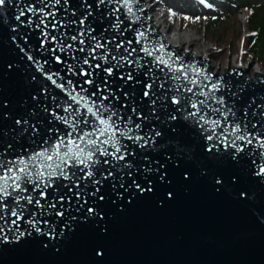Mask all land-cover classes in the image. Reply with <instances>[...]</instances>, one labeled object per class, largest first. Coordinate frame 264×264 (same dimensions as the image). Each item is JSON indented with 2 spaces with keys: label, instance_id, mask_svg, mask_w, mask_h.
I'll return each mask as SVG.
<instances>
[{
  "label": "water",
  "instance_id": "1",
  "mask_svg": "<svg viewBox=\"0 0 264 264\" xmlns=\"http://www.w3.org/2000/svg\"><path fill=\"white\" fill-rule=\"evenodd\" d=\"M83 3L84 0H69L70 10L66 13L61 0V5L55 6L57 19L64 21L65 24L70 20L79 21L80 16L87 11L82 6ZM87 3L93 5L91 9L93 15L86 21V26L96 29L93 35L103 36L104 42L115 36V43L123 40L124 47H129L126 42L132 40L131 48L136 49L132 59L135 60L139 56L144 58L141 60L142 64L147 61L146 67L140 70H136L135 65L128 64L114 70V76L109 79L113 91L120 99L114 100L112 97L110 99H113L114 106L119 108L125 117L132 115L130 109L135 104L138 112L149 114V119L140 121L133 115V120L142 123L144 131H148L149 126H154L162 135L156 137L155 147L144 149L130 141H122L135 153L127 157V161H131L133 165L131 176L127 174L129 170L125 169L122 180L109 178L115 180L116 189L123 193L122 198L116 195L107 182L101 188L105 199L97 201L94 196L86 195L93 190L90 181L80 180V187L77 188L71 181L57 180L59 191L56 194L65 196L63 207L70 211H66L64 217H57L54 214L41 216L39 209L33 204L28 206V212L25 213V219L30 212L35 211L36 219L49 221L48 225L43 223L39 225L43 232H48L49 227L55 225L56 238L51 239L50 236L45 237L33 231L31 237H25L18 244L0 245V264H264V177L254 174L259 171L262 150L254 141L253 145L245 147L244 152L237 156V160H240V157L244 159L235 166L227 159L214 158L212 153L206 151L207 144L212 141L205 139L203 130L198 125L191 120L183 119L182 111L176 115L184 127L178 128L175 133L171 132V125L177 122L165 121L163 112L178 106L166 103L165 109L160 110V101H157V112L155 115L150 114L148 98L142 97L143 81L148 79L143 73L151 69L161 80L164 73L152 64L153 57H146L140 49L141 46H145L153 50L156 42L163 43L164 50L155 51L154 56L168 59V54L173 53V61L176 56L181 57V60L176 62V67L181 64L187 67L191 64L206 70L212 75L213 81L223 78V82L230 85V90L222 88L215 95L223 96L226 104L235 112L234 117L229 115V121H238L242 127L247 122L250 132L260 131L261 126H264V121L260 119V113L264 112V74L257 71L251 73L248 67L241 66L226 68L224 71H212L209 59H201L196 53L193 56L190 52L184 53L181 46H175L166 39L159 26L153 23L151 9L147 6L146 0H140V4L136 6H143L144 10L137 12L141 19L132 23L130 28L121 7L117 15L124 21L120 27L122 36L111 27L114 17L107 15L109 7L115 5H101L97 9L94 0H87ZM29 4L40 6L38 0H12L11 4H6L0 9V133H3L0 134V152L5 151L4 145L7 142H12L13 148L7 150L4 157L8 159L20 155L26 157L29 152L38 151L44 140L51 144L60 134H66L68 131L66 126L52 115L53 111L58 115H64L57 104H63L67 100L66 94L38 71L36 65L27 59V55L31 54L41 63L47 61L44 64V72H59L65 82L72 79L77 83L83 79L69 76L67 69L55 61L50 51L55 46L54 43L50 42L41 48V34L34 23L29 28L19 25L15 20L14 17L20 9ZM51 10L53 9H46ZM72 10H75V16L71 15ZM21 19L26 20L27 17ZM13 26H17L18 30L13 32L11 30ZM47 30L59 39L63 32H67L68 35L77 34L80 25L79 23L68 25L59 31L52 30L49 25ZM137 30L144 31L146 36L140 44L136 43L137 39H140L136 35ZM13 36L16 37L15 42L11 39ZM64 43L73 42L65 40ZM87 44L86 40L85 52L75 53L81 60L87 55ZM75 47L78 48L80 45L76 43ZM107 47L115 51V44H108ZM21 48H24L25 52H21ZM101 51H98L97 55L101 54ZM120 51L123 53V48ZM56 55H61L62 59L69 63L72 62V53L65 55L57 52ZM109 60L111 61V56ZM91 62L101 63V69L97 70L100 75H103V67L111 66L102 61ZM130 71L142 82L137 84L133 80L124 84L119 76L126 77ZM188 78L197 79L198 84L202 79L196 77L194 73H189ZM59 82L58 80L57 83ZM171 84L169 81L165 88ZM121 85L124 86V91L129 92L127 100L119 90ZM192 87L193 92L201 90L199 87ZM161 91L158 90L157 94L159 95ZM203 91L207 92L209 89L204 88ZM167 95L172 96L174 93L170 91ZM183 96L188 98L192 93L184 91ZM195 98L205 99L201 95ZM124 104L128 107H123ZM209 104H212V101H209ZM188 110L194 111L191 108ZM254 112L256 115H253ZM155 116H160L161 119L156 120ZM209 116L217 118L210 109ZM16 119H26L29 122V131L22 137L10 131L16 129V132H19L23 126L15 125ZM89 119L91 120V117ZM252 124H257V128H252ZM32 125L39 129L35 136L31 135ZM49 129L52 131L49 132ZM141 134L143 135V132ZM261 135L264 136V132H261ZM178 144L179 151L176 148ZM215 151L214 149L213 152ZM233 151L229 148L226 152L221 146L219 156H226ZM108 159L111 160V157ZM98 167L109 166L101 164ZM148 167L153 169L152 173L145 172ZM157 168L166 173L163 182L158 178L159 173L155 171ZM70 171H75L78 176L84 175L78 169ZM185 174L188 176L187 179ZM233 174L240 176V181L235 184L226 182L220 191H216L215 178L221 176L227 181ZM146 178L152 181L151 193L139 194L134 187H130L133 180L145 184ZM121 183L124 184V188H120ZM168 192L173 194L171 198L167 197ZM241 192L244 193L243 196L240 195ZM76 193H80L79 201ZM128 193H131V196ZM49 194L51 197L54 190L49 189ZM41 203L47 201L42 200ZM88 206L96 208L102 213L103 218L80 223L84 215L83 209ZM77 208L81 210L77 212ZM60 209L61 204L58 202L57 210ZM71 216H76L77 221H72ZM25 228H28V225L21 223V230ZM62 228L63 237L59 235ZM44 244H47V247H44ZM57 248L59 251H56Z\"/></svg>",
  "mask_w": 264,
  "mask_h": 264
},
{
  "label": "snow or ice",
  "instance_id": "2",
  "mask_svg": "<svg viewBox=\"0 0 264 264\" xmlns=\"http://www.w3.org/2000/svg\"><path fill=\"white\" fill-rule=\"evenodd\" d=\"M94 2L97 9L101 5H115V7H109L107 15L114 17L111 27L121 36L123 32L120 31V27L124 21L117 15L120 13L121 7L124 9L123 15L125 19L129 21V28L132 23H136L141 19L137 12L144 10L143 6L136 7L140 4V0H94ZM203 2L204 0H201V3ZM11 3L12 0H0V9ZM38 3L39 7L35 4H29L25 8H21L19 13L15 15V20L19 25L29 28L34 23L41 34V48L50 42L54 43L55 46L50 51L53 53L55 61L67 69L69 76H78L83 79L77 83H74L72 79H68L65 82L64 77L59 72H44V64L47 61L41 63L39 60H35L31 54L27 55V59L36 65L37 70L44 74L56 88L66 94L67 100L63 104H57V107L62 109L64 115H58L55 111L52 112V115L54 119L64 124L68 131L66 134H60L56 141L51 144L44 140L43 146L38 151L29 152L26 157L20 155L12 159L4 158L7 150L13 148V143L7 142L4 145L5 151L0 152V221L3 222L0 223V245L18 244L25 237H31L33 231L45 237L50 236L51 239L56 238L55 225H51L48 232H43L39 225L41 223L48 225L49 221L36 219L37 212L35 211L30 212L28 218L25 219V213L28 212V206L33 204L39 209L41 216L54 214L57 217H64L65 212L70 211V209L63 207L65 196L56 194L59 191L56 185L57 180L71 181L77 188L80 187V180L90 181L93 190L86 193V195L94 196L97 201L105 199V196L101 193V188L107 182L116 195L122 198L123 193L116 189L115 180L109 179L110 177H115L122 180L125 169L129 170L127 173L129 176L132 174L133 165L131 161H127V157L133 156L135 153L131 152L128 144L122 143V141H130L132 144L144 149L150 146L155 147L156 137L162 135V132L157 131L154 126H149V130L144 131L142 123H136L133 120V115L140 121L149 119V114L138 112L135 104L130 109L132 115L127 117L113 104V99H120L113 91L109 79L114 76V70L123 68L125 64L129 66L135 65L136 70H140L147 65L146 60L145 63H141V60L144 59L143 57L137 56L135 60L132 59L133 53L136 52L135 48H131L132 40L126 42L129 47H124L125 42L123 40L120 43H115V36L104 42L105 38L103 36L97 37L93 35L96 29L86 26V21L93 15L91 11L93 5L88 4L87 0H84L82 5L87 11L80 16L79 21L70 20L67 24L57 19L55 6L61 5V0H38ZM63 6L64 11L66 13L69 12V0H63ZM207 6L209 8L212 7L211 4ZM48 8L53 10L46 11ZM71 15H76L75 10L71 11ZM171 15L176 16L177 13L171 12ZM22 17H27V19L22 20ZM184 19L190 20L192 18L185 16ZM77 23L80 25V30L77 34L68 35L67 32H63L59 39L47 30L49 25L52 30L59 31L60 28H66L68 25ZM11 30L15 32L18 28L13 26ZM136 35L140 38L137 39V44H140L142 39H146L144 31L137 30ZM11 39L13 42L16 41L15 36L11 37ZM24 39L27 41V37ZM65 40H70L73 43H64ZM86 40L88 41L87 55L81 60L75 53L85 52ZM76 43L80 47H75ZM108 44H115V51L109 49L107 47ZM121 48L124 50L123 53L120 51ZM164 48L165 45L163 43L156 42L153 50L145 46H141L140 49V51L145 53L146 57H153L152 64L159 68L160 72L164 73L163 80L153 74L151 69L143 73V76L148 79L143 81L142 97L148 98L150 114L155 115L157 112V101H160V110L165 109L166 103L178 106L173 107L170 111L163 112L165 121L177 122L171 125V132L175 133L178 128L182 129L184 127L176 115L177 112L182 111L184 114L183 119L191 120L198 125L203 130L205 139L212 141V143L207 144L206 151L212 153L214 158L227 159L233 166L238 165L244 159L240 157V160H237V156L244 152L245 147L253 145V142L256 141V146L262 151L260 152L261 164L258 166L259 171L254 174L264 177V136L261 135V132H264V126H261L260 131L250 132L247 122L244 123L243 127L238 121L233 120L230 122L229 115L234 117L236 115L235 112L232 107L226 104L223 96L217 97L215 95L222 88L230 90V85L224 83L223 78L213 81L212 75L207 73L206 70L191 64L187 67L183 64L176 67V62L180 61L181 57L176 56L173 61V53L168 54V59H164L163 56H154L155 51H163ZM20 50L25 52L24 48ZM100 50H102L101 54L97 55ZM57 52L65 55L72 53V62L69 63L62 59L61 55H56ZM109 56H111V61ZM91 61H102L104 64H110L111 66L103 67V75H100L97 70L101 69V63H92ZM160 65L164 67L160 68ZM165 69H167L166 73ZM189 73H194L196 77H202L199 84L197 79L188 78ZM119 79L124 81V84L133 80L137 84L142 82L136 79L131 71L126 77L120 75ZM58 80L60 81L59 83H57ZM169 81L172 82L171 86L165 88V84ZM181 81L184 82L180 83ZM192 86L199 87L201 90L193 92ZM204 88L209 89V91H203ZM119 90L123 93L125 100H127L129 92L124 91L123 85L119 86ZM158 90H162L159 95L157 94ZM170 91L174 95H167ZM184 91L192 93V96L185 98L183 96ZM197 95L204 96L205 99L197 100L195 98ZM110 97L113 99H110ZM53 99L55 100V98ZM106 101L107 103H105ZM182 101H184L183 104ZM209 101H212V104H209ZM214 105H219V107ZM123 107H128V105L124 104ZM188 108L194 109V111H189ZM209 109L217 118L209 116ZM47 110L46 108L45 111ZM253 115H256V113L254 112ZM245 116H247L246 111ZM89 117H91V120ZM155 119L160 120L161 117L155 116ZM260 119L264 121V112L260 113ZM14 123L17 126L23 125L20 127L19 132H16V129L10 130L16 133V136L22 137L23 134L28 133L29 122L26 119H16ZM81 125L84 127H81ZM252 128H257V124H252ZM217 129H220V131L218 132ZM38 131L39 129L35 125L31 126L32 136H35ZM48 131L52 130L49 129ZM56 131L59 132V129ZM142 132L143 135L141 134ZM221 146L226 152L229 148L234 151L227 153L226 156H219ZM176 148L179 151L180 145H176ZM214 149L216 150L215 152H213ZM101 157L105 159L101 160ZM108 157H111V160ZM145 159H147V156H145ZM121 161L126 162L121 164ZM253 163L255 162L253 161ZM101 164L109 167H98ZM70 169H78L84 175L78 176L75 171H70ZM155 171L159 173L158 178L163 182L166 173L162 172L160 168ZM145 172L152 173L153 169L148 167ZM187 178L188 176L185 174V179ZM239 181L240 176L233 174L227 178V181L223 177L217 176L214 183L217 186L216 191H220L226 182L235 184ZM29 186L31 187L29 188ZM85 187H87V184ZM130 187H134L139 194L153 191L152 181L147 178L143 185L133 180ZM120 188H124L123 183L120 184ZM49 189L54 190V194L51 197ZM69 190L71 191V189ZM128 195L131 196V193H128ZM166 195L171 198L173 194L168 192ZM240 195L243 196L244 193L241 192ZM76 198L79 201L80 193H76ZM42 200L47 201V203H41ZM58 202L61 204L60 210H57ZM70 202L71 198H69ZM84 203L86 204L87 200ZM80 210V208H77V212ZM83 212L84 215L79 221L80 223H88L90 220L94 221L97 218H103L102 213L92 206L84 208ZM70 219L77 221L76 216H71ZM21 223L27 224L28 228L21 230ZM66 226L70 227V225ZM59 235L63 237V228ZM44 247H47V244H44ZM56 251H59V249L57 248Z\"/></svg>",
  "mask_w": 264,
  "mask_h": 264
},
{
  "label": "rangeland",
  "instance_id": "3",
  "mask_svg": "<svg viewBox=\"0 0 264 264\" xmlns=\"http://www.w3.org/2000/svg\"><path fill=\"white\" fill-rule=\"evenodd\" d=\"M254 1L256 4H264V0ZM208 2L212 7H203L201 12H194L193 7L186 8L184 3L174 4L172 0H154L151 8L154 15L166 14L169 27L176 29L183 26L185 32L192 31L207 48L212 50L214 56L211 65L220 64L221 71L226 69L223 65L235 57L241 60V64L252 65L251 67L260 65L264 69L261 58L248 52V38L254 34L249 21L250 9L237 8L227 0ZM171 12L177 15L172 16ZM185 16L192 19L186 20ZM208 18L212 20V24ZM233 27L236 32L230 33L228 30L222 34L225 29ZM259 51H264V47L259 48Z\"/></svg>",
  "mask_w": 264,
  "mask_h": 264
},
{
  "label": "bare ground",
  "instance_id": "4",
  "mask_svg": "<svg viewBox=\"0 0 264 264\" xmlns=\"http://www.w3.org/2000/svg\"><path fill=\"white\" fill-rule=\"evenodd\" d=\"M154 0H146L147 6L151 9V5L153 4ZM174 4H180L184 3L186 8L193 7L194 12H201L203 9V5L201 4V0H172ZM176 9H178L177 6H175ZM150 15L152 17L153 23L157 24L159 26V30L162 31L166 39L175 46H181L182 51L184 53L190 55H194L195 53L201 57V59L207 58L209 59L210 69L212 71H221L220 64L217 65H211V60L213 59L214 54L212 53V50L207 48L205 44L201 42L200 39L196 37V35L192 32H185L184 27L176 28L174 29L172 26L169 27V21H167L166 16H160V15H154L152 12V9L150 10ZM242 66V67H248L249 69L252 68L250 71L251 73L261 72L264 74V69L260 67V65H256L254 67H251L252 65L248 64H241V60L238 58H232L229 62L224 64L223 66L225 68L231 69L234 66Z\"/></svg>",
  "mask_w": 264,
  "mask_h": 264
},
{
  "label": "trees",
  "instance_id": "5",
  "mask_svg": "<svg viewBox=\"0 0 264 264\" xmlns=\"http://www.w3.org/2000/svg\"><path fill=\"white\" fill-rule=\"evenodd\" d=\"M229 4L234 5L237 8L250 9L249 15L250 27L253 31V35L248 38L249 53L259 56V59L264 62V51H259V48L264 47V4H256L254 0H227ZM212 24L211 20L209 19ZM236 32L235 28L225 29L222 34L227 31ZM222 35H220L221 37Z\"/></svg>",
  "mask_w": 264,
  "mask_h": 264
}]
</instances>
